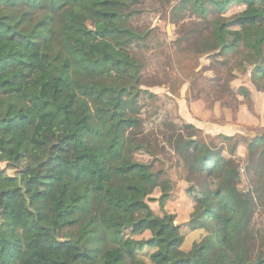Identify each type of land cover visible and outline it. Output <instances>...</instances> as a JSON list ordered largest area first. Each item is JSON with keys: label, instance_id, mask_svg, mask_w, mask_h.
Wrapping results in <instances>:
<instances>
[{"label": "trees", "instance_id": "obj_1", "mask_svg": "<svg viewBox=\"0 0 264 264\" xmlns=\"http://www.w3.org/2000/svg\"><path fill=\"white\" fill-rule=\"evenodd\" d=\"M245 1L201 2L202 17L216 15L220 57L236 54L226 45L231 27L264 19V10L251 7L224 16ZM136 2L0 0V162L14 170L10 176L0 168V264H147L138 256L146 248L153 264H264V230L252 229L264 205L259 144H248L253 187L243 191L236 146L227 157L200 141L194 126L171 139L201 211L189 226L208 232L188 252L166 210L173 183L135 160L142 151L153 155L136 106L146 93L142 66L129 50L146 39L131 26ZM87 23L93 28H81ZM263 42L255 44L262 63L253 78L264 91ZM70 182L87 189L75 192ZM157 191L162 217L148 203ZM146 232L150 238L136 239Z\"/></svg>", "mask_w": 264, "mask_h": 264}, {"label": "rangeland", "instance_id": "obj_2", "mask_svg": "<svg viewBox=\"0 0 264 264\" xmlns=\"http://www.w3.org/2000/svg\"><path fill=\"white\" fill-rule=\"evenodd\" d=\"M227 0H223L225 2ZM202 0H137L133 9L139 11L131 20L137 33L145 41L130 47V54L141 64L140 90L146 92L137 100L143 129L141 140L150 147L153 155L139 152L135 160L152 163L155 172L164 173L173 183L166 210L174 216V223L185 236L183 250L188 252L195 242H200L208 232L193 231L189 223L201 216V211L189 196L191 187L182 157L175 150L171 139L179 134L187 136V126L196 128L198 139L212 147L228 150L236 146V157L243 168L241 190L252 189L251 176L246 172L249 162L248 144L255 142L264 151V91L263 81L255 83V67L261 65L262 55L255 44L264 38V19L239 24L229 29L226 45L233 46L236 54L220 57L224 44L214 35L211 13L200 15ZM210 7V6H209ZM248 7L264 10V1L246 0L244 4H232L224 16L232 18ZM92 29V24L81 26ZM120 48L118 39H109ZM264 54V42L261 44ZM28 44H23L22 55L30 54ZM226 62V63H225ZM242 90H246L248 97ZM225 136L234 137L227 142ZM0 168L13 175L0 162ZM71 190L84 193L85 184L70 182ZM160 191L148 201L156 215L162 217L159 203ZM253 230H264V205L260 203L252 221ZM146 232L136 239H148ZM151 249L146 248L138 256L147 264H153Z\"/></svg>", "mask_w": 264, "mask_h": 264}]
</instances>
